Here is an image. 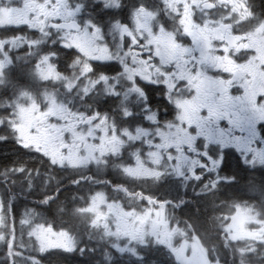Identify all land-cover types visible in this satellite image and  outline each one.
I'll return each mask as SVG.
<instances>
[{"label": "flooded vegetation", "instance_id": "obj_1", "mask_svg": "<svg viewBox=\"0 0 264 264\" xmlns=\"http://www.w3.org/2000/svg\"><path fill=\"white\" fill-rule=\"evenodd\" d=\"M69 1L66 10L59 0H0V11L12 15L0 17V60L5 53L12 60L0 75V143L13 145L0 147V162L10 166L0 165V201L16 224L14 231L11 221L0 227V264H9L10 237L12 250L20 253L16 264H55V237L42 238L50 250L41 253L40 242L29 233L40 223L62 228L56 195L65 201L64 229L75 237L76 250L104 243L112 250L145 247L151 235L141 243L122 233L141 227L147 233L164 221L167 229H159L160 238L169 239L171 233L173 248L201 244L196 235L204 196L223 203L219 214L213 207L221 233L228 234L237 209H250L264 221V198L248 195L245 175L256 172L255 181L264 183V0ZM141 7L145 27L138 28ZM73 21L99 26L114 51L123 47L128 53L120 54L131 71L125 72L118 60H93V71L82 74L76 63L80 53L62 43L64 33L76 32L62 27ZM117 24H127L139 43L132 46L127 36L121 40ZM45 55L60 79L37 74ZM101 75L109 77L108 83L93 85ZM33 102L38 125L25 133L31 139L46 137L43 152L55 164L32 149L41 150L40 145L26 148L22 145L29 138L3 129L20 119L21 106ZM52 103L57 113L50 115ZM95 112L107 115L108 122L89 120ZM105 128L107 137L125 142L119 154L101 155L96 147ZM61 138L67 146L59 147ZM89 146L98 162L70 165L64 159L86 156ZM136 154L144 168L126 174L124 167H136ZM145 172L163 175L156 179ZM235 183L239 193L229 198ZM97 198L105 203L94 210ZM25 219L28 224L21 223Z\"/></svg>", "mask_w": 264, "mask_h": 264}, {"label": "snow or ice", "instance_id": "obj_2", "mask_svg": "<svg viewBox=\"0 0 264 264\" xmlns=\"http://www.w3.org/2000/svg\"><path fill=\"white\" fill-rule=\"evenodd\" d=\"M115 2L118 5L120 4V0H115ZM79 11H80V8H77L76 12H79ZM249 11L251 12V10H249ZM142 13H143V8L141 7L139 9V11L136 13V20H137V27L138 28L145 27V24L140 22ZM251 15L254 17L255 13L252 12ZM260 24L264 25V21H260ZM52 26L56 27L57 29L61 28L60 25H56V24H53ZM68 27L75 28L76 32L75 33H72V32L64 33L62 43L64 44V46H66L70 49L75 48L80 53V56L77 57L76 63L80 66V70H81L82 74H88V73H91L93 71V66L90 63V61H93V60H98V61L118 60L123 65V69L125 72L131 71L129 69L128 65L123 62V57L120 54L121 52H123L124 55L126 56L128 53L123 49V47H121L120 51H114L104 41V36H103L102 30L99 26L95 25L91 21H87L83 25H81L80 23H77L76 21H73L72 24L69 25ZM116 27L120 31L121 40H123V38L125 36H127L130 39V44L132 46L139 43V41L133 35L132 30L128 27L127 24H123V25L117 24ZM90 29H91V31H90ZM152 42H154V41H151V40L148 41V43H152ZM33 43H36V42H33ZM159 54L160 53L157 52V55H159ZM4 55H5V59L0 60V75L3 74L4 69L12 62L11 57H9L7 55V53H5ZM149 59H151V58L149 57ZM35 70H36L37 74L40 75V77L42 79H49L50 77L55 78V79L61 78V74L56 71V66L50 62V56L49 55H45L41 58V61H40V63H38L36 65ZM128 78L130 80L133 79L132 75H129ZM108 80H109L108 76L101 75L98 80L93 81V85H95L101 81H103L105 84H107ZM69 87H71V85H69ZM132 90L141 92L142 95H145V93L139 88L134 87ZM85 91H87V89ZM32 107L35 108L38 106L35 105V102H33ZM30 110L31 109L26 110L23 108V106H21V108H20L21 118H23V116L27 113V111H30ZM131 115H132L131 112L125 113V116H131ZM96 118H100L101 124H106L108 122V119H109V117L107 115H101L100 112H95L94 115L90 116L88 119L93 120ZM12 127H13V130H16L20 127V125L13 124ZM113 127H114V125H113ZM104 132H105V135L100 137L101 144L96 146L99 148L101 155H105L108 152H111L113 155L119 154L121 152L122 146L124 145L125 142L120 140L119 137H117L115 135H113L110 138L107 137V135H106L107 129L106 128L104 129ZM126 134L131 137L130 133L126 132ZM17 139H18V142H20L19 138H17ZM22 146H24L26 148L28 147V145H22ZM65 146H67V145L65 144V142L61 138L60 142H59V147H65ZM32 149H34L35 151H39L42 156L49 159L50 163H53V164L57 163V161L55 159L46 155L43 151L36 149V148H32ZM57 150H59V149H57ZM64 159H67L70 165H74V164L87 165L88 163L93 162V161L98 162V158L92 154V146H89V151H88V154L86 156L79 157L78 159H75V160L70 158V157H65ZM64 159L59 160V166H61V167L64 166ZM135 162H136L135 168H133L132 166H127V167L123 168V171L129 175H137L139 173V171L144 168L143 161L141 160L139 154L135 155ZM153 162L156 164H159L160 160L158 158H154ZM105 163H106V161H105ZM145 175H152L156 179H159L163 175V173L162 172H160V173L145 172ZM160 203L163 204V202H160ZM80 211H83V210H80ZM150 211L151 210H148L143 215H148L150 213ZM253 219H254V217H253ZM9 221H11V229L14 231L15 225H16L15 221L8 218L5 205L2 201H0V227L7 226L9 224ZM130 222H131V219H130ZM136 222L139 223V220H137ZM21 223L22 224H28L29 221L27 219H25V220L21 221ZM160 228L166 230L167 229V221H164V223L160 226L153 225L152 228L147 233L144 231L143 227H141L140 229H137V231L135 233L124 232V233H122V235L128 236L130 242L132 240H138L139 239L141 243H143V239H144V236L146 234L151 235L154 238V242L156 244L166 246L179 259L180 253L178 252L177 249L172 247V244L170 242L171 233H168L169 239L160 238V232H159ZM29 235L35 236L37 238V240L40 242L38 250L41 253L46 252L47 250H50V248H48L43 243L42 238L44 236H52V237L59 236V237H63L65 239H68L70 241V246L62 248V250H64V251L72 252V251H75L77 248L76 239L74 236H72L71 232L68 229L61 228L59 231H57L51 224H43V223L36 224L34 227L31 228ZM3 238L4 237L2 235H0V239H3ZM262 242H264V241H262ZM8 247H9V253H8L9 264H16L15 257H16V255H19L20 253L14 252L12 250L14 248V244L12 243L11 237L9 238ZM118 250L121 254H123L125 252V249H123V248H120ZM254 250L255 249H253V251ZM128 251L132 252L133 255H135L137 259L143 258L142 255L139 254L135 248L128 249ZM33 259L35 260V257H33Z\"/></svg>", "mask_w": 264, "mask_h": 264}, {"label": "trees", "instance_id": "obj_3", "mask_svg": "<svg viewBox=\"0 0 264 264\" xmlns=\"http://www.w3.org/2000/svg\"><path fill=\"white\" fill-rule=\"evenodd\" d=\"M3 129L10 130L9 128ZM4 146L12 148L13 145L0 143V147ZM2 154L4 155V153ZM6 163L8 162L3 160L0 165L10 167ZM245 175L248 179V195H258L264 198V183L255 181L258 179L256 172H246ZM237 176L239 179L242 178L240 173ZM238 184H232L228 189L232 190L228 195L229 198H231L233 192L239 193ZM59 186L60 183L57 180V190ZM56 198V214L59 221L57 226L64 228V221L67 220L68 216L65 201L62 195H56ZM215 200H217V197L204 196L199 205L200 225L196 237L200 241L208 261L211 264H264V242L233 241L227 234L217 230L219 228L217 225L218 219L214 215L213 207L215 206L217 214L222 212L224 207L220 208L223 205L222 201L214 203ZM248 203L253 202L249 199ZM257 207L258 210H261L259 205ZM147 242V246L136 248V251L142 255V259H137L130 251L121 254L119 250L109 249L106 247V243L102 247L94 245L95 247H86L83 250L77 249L73 252L57 249L53 255L55 264H179L175 255L163 245L156 244L153 238H150ZM253 249L255 250L253 251Z\"/></svg>", "mask_w": 264, "mask_h": 264}, {"label": "rangeland", "instance_id": "obj_4", "mask_svg": "<svg viewBox=\"0 0 264 264\" xmlns=\"http://www.w3.org/2000/svg\"><path fill=\"white\" fill-rule=\"evenodd\" d=\"M63 8L66 10L69 9L70 1L69 0H59ZM0 17H3V19L6 18H12L11 12L8 10H3L0 11ZM40 76V75H39ZM32 103H29L27 106H24V109H31L30 111H27V113L33 112L34 114L23 118L20 117L19 120H14V121H9L6 122L5 127L9 128L10 130L14 132H19L18 136L21 138V140H25L24 137L29 138L25 132L34 130L36 129L38 125V119H36V113H37V108H33ZM36 105V104H35ZM56 106L55 103L51 104V108H47V111L52 114H56L57 111L54 109ZM26 113V114H27ZM17 114L21 115L20 109L17 110ZM17 124L20 125V127L16 130H13L12 125ZM0 123V127H1ZM1 129V128H0ZM29 143L26 145L28 146H36L38 147L39 145L41 146V150L43 151L45 149V146L48 144L46 143L48 140L46 137L42 136L39 139H27ZM33 144H32V143ZM45 143V144H44ZM101 198V197H100ZM104 204V201H100V199H96L94 202L93 209L95 210L100 206ZM109 209H114L113 206H109ZM235 217H231L229 220V224H227V231H228V236L231 240L233 241H255V242H261L264 241V221H261L258 217V215L251 211L250 209H237V211L234 213ZM254 217V219H253ZM147 238L150 236H146ZM69 240L65 239L63 237H55V244L54 247L55 249H62L65 247H69L68 245ZM182 250V251H181ZM179 254V259L177 260L180 262V264H211L207 256L205 254L204 249L202 248V245L199 243H194L192 245H183L181 248L178 249ZM219 264V263H215Z\"/></svg>", "mask_w": 264, "mask_h": 264}, {"label": "water", "instance_id": "obj_5", "mask_svg": "<svg viewBox=\"0 0 264 264\" xmlns=\"http://www.w3.org/2000/svg\"><path fill=\"white\" fill-rule=\"evenodd\" d=\"M72 23H70V24H67V25H64V26H62V27H64V28H66V29H69V30H73V31H76V29L75 28H70V27H68L69 25H71Z\"/></svg>", "mask_w": 264, "mask_h": 264}]
</instances>
